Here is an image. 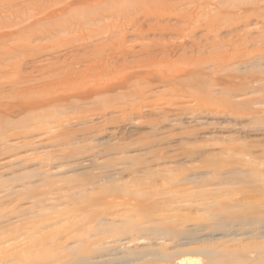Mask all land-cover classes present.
I'll use <instances>...</instances> for the list:
<instances>
[{
    "label": "rangeland",
    "instance_id": "rangeland-1",
    "mask_svg": "<svg viewBox=\"0 0 264 264\" xmlns=\"http://www.w3.org/2000/svg\"><path fill=\"white\" fill-rule=\"evenodd\" d=\"M60 1L0 0V264H264V0L97 75Z\"/></svg>",
    "mask_w": 264,
    "mask_h": 264
},
{
    "label": "bare ground",
    "instance_id": "bare-ground-1",
    "mask_svg": "<svg viewBox=\"0 0 264 264\" xmlns=\"http://www.w3.org/2000/svg\"><path fill=\"white\" fill-rule=\"evenodd\" d=\"M76 1L78 0H61L57 10L48 11L44 16H50L53 13H57L59 10H63L62 12L65 13H70L71 11H69V9L74 6L73 4ZM87 1H89L88 3L94 2L95 4L93 6H89V8L94 11L90 12V14H92L91 16L88 18L85 17L87 22L85 23V21H83L85 18L82 15L80 17H73L70 15L71 19L68 20L69 25L64 27L65 30H68V26H74L78 29L79 35L77 36L78 39L76 40L78 45L81 43L80 45L84 46L91 40L99 41L96 46V48H98V57H96V60L92 61V64L86 65L83 69V73H86L87 75L89 72H91V75H97L101 71L108 72L110 71L108 67L109 61L113 68H116L120 61H124L128 57L132 56L133 59H135L133 64L137 63L136 65L143 67H152L154 65L165 67L167 66L166 63L168 61L166 58H169L171 54L179 52H181V54L179 53V58L184 57V59L181 60H186L185 56H188L187 53H190L187 62H192V60H194L192 54L195 53L202 57L205 52L211 53L212 55H208V57H212V60H214L213 53L215 52L216 48V40L214 39L215 41L209 42L204 41V43H202L203 39H205L207 35L202 36L203 39L201 37L199 39H195L193 34L195 30L198 32V29L203 27L206 28L207 31L209 30V33H213L215 30H217L220 24L216 19L215 21L213 17L219 16L217 18L222 19V21H226L227 19L230 20V8L228 6L230 2L234 3V0H221L220 2L215 0H155L154 3L150 2L151 0H133L132 5H129L130 3L128 0H80L79 3ZM242 2H244V0ZM179 6H184V9L181 11V7ZM238 8L239 6L236 9ZM204 9L207 10V12H204V14L200 16L197 15L199 11L201 12V10ZM212 9H215L216 12L214 13L215 15L211 17L213 11L212 13H210V11ZM140 18H143L144 21L140 22L138 25ZM171 20H174V23L170 25L167 24V22H170ZM74 21L77 22L76 25L73 24ZM151 21L154 23H151ZM86 24H90L91 27L85 28ZM199 31H201V29ZM216 33L213 34V37L214 35L216 36ZM6 35L8 34H0L1 37ZM128 35H133L135 39L133 38L134 40L131 42L126 41V37ZM150 35L153 37L158 35L159 38L157 37L158 39H148ZM167 35H171L172 37L168 36L167 39L163 38ZM47 36H51V33H48ZM210 38L213 39L212 36ZM215 38L217 39V36ZM206 39L209 40L208 38ZM135 47H138V49H135ZM231 48L236 49L235 46ZM223 53H225V51L221 54ZM258 53L259 52H257V54ZM259 54H261V52ZM158 56H160L159 60L155 61ZM196 57L195 60H199L200 57L197 59ZM226 58L228 59V57ZM205 60L207 59L205 58ZM212 60L210 59L207 61L212 62ZM64 72L66 73V71ZM92 79L93 78H91V80ZM13 85H15V83ZM95 89L96 92L103 90L101 87H96Z\"/></svg>",
    "mask_w": 264,
    "mask_h": 264
}]
</instances>
